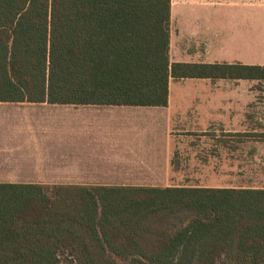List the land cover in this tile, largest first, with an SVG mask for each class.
Instances as JSON below:
<instances>
[{"label":"trees","instance_id":"trees-1","mask_svg":"<svg viewBox=\"0 0 264 264\" xmlns=\"http://www.w3.org/2000/svg\"><path fill=\"white\" fill-rule=\"evenodd\" d=\"M172 0H0V102L167 107ZM0 264H264V187L0 183Z\"/></svg>","mask_w":264,"mask_h":264},{"label":"crops","instance_id":"crops-1","mask_svg":"<svg viewBox=\"0 0 264 264\" xmlns=\"http://www.w3.org/2000/svg\"><path fill=\"white\" fill-rule=\"evenodd\" d=\"M182 1L172 0L171 63L264 66L254 62L252 21L253 8L264 7L253 0H198L240 12L245 22L192 27L186 20L187 27H180ZM257 97L264 98V91L170 87L167 107L0 102V183L190 186L175 184L176 173H223V147L231 163L252 160L251 153L237 151L255 139L237 129L253 121L254 106L264 104Z\"/></svg>","mask_w":264,"mask_h":264},{"label":"rangeland","instance_id":"rangeland-1","mask_svg":"<svg viewBox=\"0 0 264 264\" xmlns=\"http://www.w3.org/2000/svg\"><path fill=\"white\" fill-rule=\"evenodd\" d=\"M257 7H264V0H253ZM249 14V13H248ZM252 21L254 29L255 57L254 62H264V9L253 8ZM178 24L180 27L186 25L196 27H207L211 25H220L223 27L240 26L245 22V15L237 13L228 7H207L198 0L182 1L178 8ZM248 19H250L248 15ZM188 24H187V22ZM177 25V20H176ZM172 89L178 88H237L253 90L255 93L264 91V82L251 81L242 84L223 82L220 84H210L209 82H192L173 80L170 83ZM264 98L257 97L255 101L263 103ZM238 132H249L255 139L241 145L237 151L238 155L252 154V160L243 161V163H231L229 151L223 147V173H176L174 183L188 185H219L224 187H264V104H259L253 108V121L237 129ZM236 132V133H238ZM235 133V132H231ZM232 137L233 134H229ZM223 136V135H222ZM247 155V156H248ZM232 165L231 172L228 170ZM247 165V166H246ZM243 167V170L241 169ZM235 170V171H234Z\"/></svg>","mask_w":264,"mask_h":264}]
</instances>
